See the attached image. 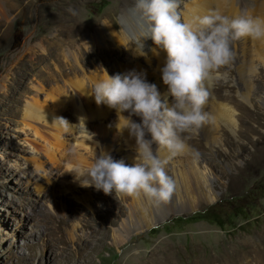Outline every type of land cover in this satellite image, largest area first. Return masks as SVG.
Wrapping results in <instances>:
<instances>
[{
  "label": "rangeland",
  "instance_id": "374dc122",
  "mask_svg": "<svg viewBox=\"0 0 264 264\" xmlns=\"http://www.w3.org/2000/svg\"><path fill=\"white\" fill-rule=\"evenodd\" d=\"M136 3L137 0H0V264H166L156 260L160 256L157 250H164L160 244H172L176 259L187 264L196 256H216L231 243L239 244L264 233V65L255 57L254 65L260 70L254 78L259 76L261 86L248 100L243 98L248 90L238 73L244 60L256 56L251 38L233 42L235 60L220 70L227 72V78L215 81L210 89L204 106L209 120L185 134L187 152L169 158L161 146H152L161 158H168L165 170L175 182L167 203L149 201L141 195L146 204L151 202L156 208L153 217L159 221L158 226L148 225L138 214L135 197L105 194L94 186H82L90 182L85 173L95 152L99 155L103 149L114 160L133 164L129 161L137 155L135 138L118 126L127 123L128 112L120 114L110 107L106 119L90 117L80 121L75 129L61 133L63 145L57 143L55 127L38 121L27 125L26 104L34 97L47 100L51 107L70 93L84 107L86 95L71 82L75 73L81 77L95 75L99 82L102 74L122 75L123 68L133 67L138 60L147 69L146 80L157 86L162 99L165 97L168 86L160 73L161 56L156 58L146 50L147 55L135 60L130 46L119 48L102 35L96 42L91 38L111 21L121 34L136 33L140 38V24L146 23ZM253 4L254 0H242L240 10ZM73 30L74 36L70 37ZM71 39L76 40V46L69 58ZM243 46L250 51L244 54ZM221 83V92L232 95L237 127L224 123L216 129L212 125L209 102L216 97ZM168 100L171 103L172 97L168 96ZM63 112L73 120L71 107ZM121 117L124 122H120ZM131 119L141 120L136 115ZM83 126L88 128L87 137ZM50 147L57 160L48 157ZM34 158L39 160L38 167ZM194 163L209 173L208 186L217 199L200 204L196 210H181L183 203L177 202V189L183 194L179 169H189ZM188 174L195 178L194 172ZM36 183L41 185L40 190ZM193 189L198 191L197 186L190 188ZM138 222L143 227L125 232L126 241L118 244L115 234L121 231L122 224L133 227ZM239 248L244 246L240 244Z\"/></svg>",
  "mask_w": 264,
  "mask_h": 264
},
{
  "label": "clouds",
  "instance_id": "9594fccd",
  "mask_svg": "<svg viewBox=\"0 0 264 264\" xmlns=\"http://www.w3.org/2000/svg\"><path fill=\"white\" fill-rule=\"evenodd\" d=\"M136 7L146 23V30L136 40L138 48L142 52L141 37H150L167 53L161 72L168 93L162 99L157 86L134 71L108 75L94 85L92 94L97 104L106 103L117 113H129L123 130L135 138L137 155L128 165L123 159L114 160L103 149L99 155L95 152L85 173L90 182L81 184L105 194L143 195L156 203H167L175 182L165 170L168 158L155 153L153 144L165 148L169 158L187 149L185 134L209 120L204 106L210 89L215 81L227 78V72L220 70L235 60L233 42L243 37L264 40V17L245 8L232 16L213 10L186 21L178 10L179 0H137ZM132 115L139 116L140 122L132 120ZM55 121L69 125L63 117Z\"/></svg>",
  "mask_w": 264,
  "mask_h": 264
},
{
  "label": "bare ground",
  "instance_id": "6f19581e",
  "mask_svg": "<svg viewBox=\"0 0 264 264\" xmlns=\"http://www.w3.org/2000/svg\"><path fill=\"white\" fill-rule=\"evenodd\" d=\"M241 1L242 0H187V1L179 0L180 7L178 10L180 11L182 15V19L186 21H194L195 18L203 16L213 10H220L224 12L225 14L232 16V15H236L240 13ZM182 5H183V8H181ZM251 6H254V7H251ZM251 6L248 7L249 11H251L256 16L264 17V0H254V4ZM241 9L243 8L241 7ZM105 25L106 27L104 26L102 29L98 30L97 33H93L91 35V38H93L95 42H96V39L100 38L99 36L102 35L104 40H106V37H107V40L115 42V44L119 48H123V46H130L129 51L131 52V54L134 55L135 60H137V58H139L140 56L147 55L145 51L149 50L148 53H151L156 58L161 56V59H163V60H160V66H159L160 73L162 74L161 69L166 63L167 53L162 48L157 47L150 37L141 38V41L143 44L142 52H141L136 42V40H139L138 38L139 36L136 35V33L135 34L133 33L132 36H127L123 32L121 34L120 32L116 30L115 24L112 21H111V25H107V24ZM140 25H141L140 29L142 31H145L146 24H140ZM74 33H75L74 30L72 31L71 34L69 32V36L73 37ZM123 34H125L126 36H123ZM248 38L250 37H244V39H248ZM252 40H253V43L255 44L254 54L256 56H254V58L251 57L249 61L244 60L242 62L243 64L238 67V73H239L241 82L244 83V85L247 87V90H248L246 93L243 94V98L246 100H248V97L250 96V94H252V92H254V90H256L259 86H261L260 80L258 82L259 76L257 79L254 78L256 77L257 72H259L260 70V69L257 70V67H256L257 64L254 65L256 59L261 61L264 65V40H255V39H252ZM130 42H131V45H128ZM74 46H76V40L71 39L70 44L67 48V53H68L69 58L72 57V55H74L75 53ZM246 48H247L246 46H243V53L244 52L247 53L250 51V50L248 51V49L250 48L248 49ZM142 64L139 63V60H138L136 61L133 67L127 66V68L125 67V69L123 68V70L121 67L122 75H125V74H128L129 72L134 71L146 77L148 75V72L145 66H142ZM108 75L114 76L110 73H105V74H102L101 79L102 80L106 79ZM96 80L97 79L95 75L87 76V74H84V76L81 77L80 75L75 73V80L71 81L72 85H74L77 89H79L86 95L85 104L87 105H85L84 107L88 106V108L86 109L87 111H89L90 116H88L86 109H84L83 107L84 103L80 99H78L74 94L68 93L69 95H67L65 97V100H63L62 102H60V99L62 98L60 99L58 98L59 101H55V103L51 107H49L47 100L41 101L37 97H34L32 101H28L26 104L25 115L29 119V122L27 123V125L31 126V123L33 121H38V122H42L47 125H51L55 127L56 133H54V135L57 139V143L63 145L64 142L61 139V133L63 131L75 129L76 127L79 126L80 121L82 120L87 121L90 117L92 119H95V118L106 119L108 115L110 114V111H111L110 107L106 103H104V105H102V103L97 104L95 101V96L94 94H92L93 88H91L90 82H92V87H94V85L97 83ZM228 83L229 82H227V84ZM230 86L234 87V85H230ZM222 87H224V84L223 83L219 84V87L216 91L217 92L216 97L212 96V100H210L211 102H209V107L211 108V111L213 113L211 115V118L214 122L212 125L216 129L219 128L220 125L224 123L230 124L233 127H237L236 117H235L236 112L230 101L232 99V95L228 93H222L221 92ZM166 95L167 93H165V96ZM262 97L264 98V92L262 94ZM39 100L43 103L39 102ZM69 107H71L73 111V120L72 118H68L63 112L66 108H69ZM59 117H63L64 119H66L69 125L65 126V125H62L59 121H55V119ZM124 120H125L124 118L122 117L120 118V122H124ZM220 120L221 122L219 123ZM118 126L124 127V125H120V123ZM81 128L84 129V134L87 137L88 128L86 126H83ZM208 132L210 133V129H207V133ZM164 150L167 151L165 148H162L163 153H165ZM184 152H187V149ZM46 153L51 160H57L56 152L54 148H51V147L48 148ZM134 160L133 161L131 160L129 162L134 163ZM32 161L35 164V167H38L39 160H37V158H34L32 159ZM186 169L184 168L179 169V174L181 175V182H180L181 185L180 186H183V194L179 192V189H177V202L183 203L181 210L188 209V208L196 210L197 207L202 203L214 202L217 199V195L216 193H214L212 188L208 186V182L210 181L209 173L206 170L201 169L197 163L190 165L189 169L187 170ZM188 172H194L195 178L192 179L191 177H189L190 174H188ZM192 186L193 187L197 186L198 191L194 192V189L193 191H191L190 188ZM36 187L38 190H40L41 185L36 183ZM200 187H204V189L203 188L200 189ZM178 188H179V183H178ZM135 198L137 199L138 201L137 205H139V208H140V212H138V214L146 220L148 225L154 226V227L158 226L160 223L158 220H156L153 217V212H154L153 209L155 207L151 205V202H149V204H146L147 202H144V199H142L141 195ZM142 227L143 226L141 222L140 223L138 222V224L134 225L133 227L130 226V224H125V223L122 224V226L119 228V230L121 231L115 234V239L117 243L122 244L126 241V237L124 235L125 232H131L134 229L139 230ZM206 232L207 230L205 231V233ZM241 241L242 242H240L239 244H236L235 242H234L235 244L231 243L230 246L226 248L224 253H219L216 256H212L209 258H204L202 256H196L195 259H193L191 262L187 264H216V262H218V264H264V245H263L264 233H261L259 235H253L252 237H248V239H245L244 241L241 240ZM240 244H242L244 248H239ZM158 246H160L159 248L164 249V250H161L162 252L158 250L156 252L157 255H160L156 257V260L158 262L166 263V264H183V263H180L176 259L177 257H176V254L174 253L175 247L172 244H168L167 245L168 247L167 246L163 247L164 246L163 244H160ZM138 252L139 251H136L135 253H138ZM138 254H140V252Z\"/></svg>",
  "mask_w": 264,
  "mask_h": 264
}]
</instances>
